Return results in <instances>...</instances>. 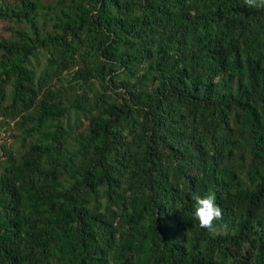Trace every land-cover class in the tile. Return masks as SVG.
<instances>
[{
  "label": "trees",
  "instance_id": "trees-1",
  "mask_svg": "<svg viewBox=\"0 0 264 264\" xmlns=\"http://www.w3.org/2000/svg\"><path fill=\"white\" fill-rule=\"evenodd\" d=\"M257 2L0 0V264H264Z\"/></svg>",
  "mask_w": 264,
  "mask_h": 264
},
{
  "label": "clouds",
  "instance_id": "clouds-1",
  "mask_svg": "<svg viewBox=\"0 0 264 264\" xmlns=\"http://www.w3.org/2000/svg\"><path fill=\"white\" fill-rule=\"evenodd\" d=\"M264 3V0H261ZM245 5L249 8L260 6L257 0H245ZM215 196L208 195L201 197L197 193L191 194V200L194 201L193 219L198 221L202 229L211 230L213 222L222 219V209L215 203Z\"/></svg>",
  "mask_w": 264,
  "mask_h": 264
},
{
  "label": "built area",
  "instance_id": "built-area-1",
  "mask_svg": "<svg viewBox=\"0 0 264 264\" xmlns=\"http://www.w3.org/2000/svg\"><path fill=\"white\" fill-rule=\"evenodd\" d=\"M7 129L6 126L1 122V117H0V156L2 155V148L1 144L7 139Z\"/></svg>",
  "mask_w": 264,
  "mask_h": 264
},
{
  "label": "rangeland",
  "instance_id": "rangeland-1",
  "mask_svg": "<svg viewBox=\"0 0 264 264\" xmlns=\"http://www.w3.org/2000/svg\"><path fill=\"white\" fill-rule=\"evenodd\" d=\"M8 26V23L2 19H0V37H7L8 32L6 31V27ZM43 57H40L39 62L42 65Z\"/></svg>",
  "mask_w": 264,
  "mask_h": 264
}]
</instances>
